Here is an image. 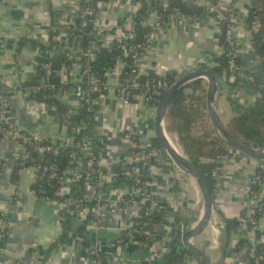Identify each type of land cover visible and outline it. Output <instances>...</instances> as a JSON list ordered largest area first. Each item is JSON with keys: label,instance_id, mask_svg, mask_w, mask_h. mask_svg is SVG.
<instances>
[{"label": "crops", "instance_id": "0c3cea01", "mask_svg": "<svg viewBox=\"0 0 264 264\" xmlns=\"http://www.w3.org/2000/svg\"><path fill=\"white\" fill-rule=\"evenodd\" d=\"M233 1L239 10L234 32L239 58L244 70L259 86L234 88L225 77H218L215 106L225 125L252 105L260 95L259 88L264 87V64L252 49V35L246 25L248 6L253 0H217V4L224 8ZM78 6L79 0H0V82L4 88L12 90L9 107L14 124L37 140L50 139L62 147L73 145L78 137L88 143L86 124L80 122L70 128L57 123L48 114L46 106L35 101L32 90L18 88L31 79L38 57L53 59L63 47L60 41L58 48L44 50L31 41L48 46L50 31L58 29L62 32V27L74 19ZM140 6L137 0H110L100 4V35L94 41V47H110L118 35L131 30ZM156 18V11L151 9L150 21L146 25ZM218 25V20L209 16L193 20L180 15L171 16L140 60L141 72H154L158 77L175 72L182 77L186 73L212 67L214 60L222 54ZM20 42H24V46L20 47ZM122 69L123 64H119L108 74L107 84L111 91L105 102L97 104L94 101L89 107L90 110L99 108L94 134L105 145L100 163L109 170L113 165L130 161V150L135 145L133 138L138 137L144 144L142 149L148 150L151 139L156 137L157 109L142 102L140 94H136L129 105H124L119 99L117 88L121 84ZM60 75L63 83L73 86L62 90L59 98L77 112L82 102L75 94L76 82L81 80L78 65L64 69ZM203 83L207 88L205 79ZM157 153V164L150 170L148 193L155 197L159 208L169 210L166 224L157 227L166 236L161 240L153 236L148 246L131 242L115 247L114 243L123 235L114 231H128L140 209L137 203L122 204L123 196L130 193L127 182L109 175L104 177L105 188L99 197L96 193L99 184L90 176L84 211L79 216L67 213L62 219L61 205L40 201L32 193L34 168L23 169L19 183H11L12 163L18 155L23 156L25 150L12 136L2 139L0 160L6 161L8 168L0 173V220L7 234L0 243V264L15 261L23 264H96V256H104L107 264H158L160 257L172 252L169 245L171 225L179 219L182 235L193 229L203 216L204 203L195 181L177 168L170 158L163 156V152ZM229 153V159L215 174L211 223L192 240L208 256L210 264H241L245 251L239 248V242L244 237V228L228 234L226 220L241 218L242 212L250 208V184L258 165L264 164V160ZM99 198L105 202L100 218L95 215ZM62 221L66 222L68 238L51 249L64 233ZM259 229L258 242L264 244V214ZM184 249L181 240L177 251ZM185 264L197 263L192 258Z\"/></svg>", "mask_w": 264, "mask_h": 264}, {"label": "trees", "instance_id": "16d2710c", "mask_svg": "<svg viewBox=\"0 0 264 264\" xmlns=\"http://www.w3.org/2000/svg\"><path fill=\"white\" fill-rule=\"evenodd\" d=\"M108 1L110 0H79L80 16L62 27L66 32V40L64 38L63 40H68L65 44L68 43L70 47L75 45L76 50L88 53L92 57H86L84 54L77 55L71 52L70 48L62 49L63 47L59 49V54L53 59L38 57L31 79L22 83L20 88H18V90H32L35 101L44 104L48 114L57 123L72 128L78 123L84 122L88 129V143L85 144L84 139L78 137L73 145L62 147L50 139L37 140L32 135L18 129L29 137L30 141L25 144L20 143L26 150L27 156L18 155L15 158L10 170V181L12 184L17 185L20 180V172L25 168H34L35 180L31 186L32 193L40 201L55 202L61 205L63 208L60 210V217L64 219L67 213L79 216L84 211L88 178L92 176L99 184L96 193L100 197L105 188L103 178L111 171L119 180L127 182L130 189L137 188L140 190L139 195L136 197H133L132 193L123 196L124 206L135 202L140 205V209L128 232L119 241L115 242L114 246H125L131 242L148 246L153 236L158 240L166 236V234L158 231L157 227L166 224L169 217V210L159 208L154 196L150 195L149 199L141 203L151 183L150 170L152 166L157 164L156 157H151L148 162L141 163L140 166L143 171L142 174L137 173V175H133L136 172V167L129 162H120L113 165L110 170L102 166L100 161L105 145L94 134V126L97 123L96 113L99 108L96 107L94 110H90L85 100L81 102L77 112H74L69 105L62 102L59 98L60 92L73 85L63 83L60 73L64 69L72 68L77 64L82 85L86 89H91L95 84L89 83L90 75L96 77L97 85L107 83L108 74L122 63L121 82L129 78L132 75L131 69L135 65V60L146 54L148 36L152 29L145 23L150 18V10L153 9L160 17V20L163 21V28L170 17L177 14L190 20L206 16L216 20L221 17L218 26L221 31L219 44L223 53L214 60L212 67L203 68V70H212L218 77H225L228 80L232 73L230 72L229 59L227 57L230 48L226 42V35L231 23V14L238 17L239 10L236 1H233L228 9H221L218 7L217 0H213L212 5L216 9L209 10L207 6L196 1L188 3L186 0H139L141 6L133 19L134 39L115 41L110 47L96 48L92 38L95 34L94 25H83L85 20L93 19L94 16L82 18L81 15L86 10L98 11V6ZM246 23L247 29L253 38L252 49L264 64V0H253L252 4L248 6ZM255 25L259 26L258 30L255 29ZM49 37L48 46H44L34 40L31 42L44 50L58 48L62 42L58 32L52 29ZM22 46H24V42H20V47ZM236 63L243 68L239 54L237 55ZM49 72L50 80L47 82L45 80H48ZM243 73L251 78L248 81L249 86H259L247 71ZM149 78L155 81L160 79L154 72H150ZM180 78L181 76L177 75V73L168 72L165 79L172 86ZM145 79H147L145 76L136 78L140 87L134 89V94H141L144 91L141 86ZM44 82H46L45 85L43 84ZM231 86L235 88L240 85L231 84ZM4 89L8 98H10L12 90ZM206 90L203 79L194 80L181 89L173 98L169 107L166 118V130L169 135L176 136L175 143L177 147L196 165L213 195L216 184L215 173L222 167L221 163L218 162L219 159L226 157L230 151H238L231 149L216 136L207 114ZM259 90L260 95L255 102L247 106L244 112L232 119L226 127L244 145L255 149H264V87H260ZM98 96L97 93H94L91 98L94 100ZM158 104L159 100L156 102L157 106ZM6 135V133H0V141ZM133 144H135L134 148L130 150L132 153L149 154L148 150L142 149L144 144L140 142L138 137L133 138ZM86 146L89 147L87 153L83 151ZM150 147L155 152H165L156 137L151 139ZM0 163V173L6 172L8 168L7 162L0 160ZM3 164L6 166H3ZM128 173L132 176L127 175ZM260 175L264 180V172ZM135 177L139 178L138 183L134 180ZM259 190L260 186L258 183L256 181L252 182L249 188L250 198L253 199ZM104 205V200L99 198L97 209ZM250 210L251 207L246 208L242 212L241 218L226 220L225 227L228 234L236 232L243 227V221L247 220ZM263 212V210H257L254 215L258 224H260ZM62 224L64 233L51 249L68 238L66 222L62 221ZM169 237V245L172 252L162 256L161 264H185L189 259H192L188 249L177 251L182 240V227L179 219L171 225ZM248 244L249 242L244 237L239 242V248L245 251L241 258V264H257V259L260 260V264H264V244H257L254 251L249 250ZM94 260L96 264H107L104 256H96ZM12 264L23 263L15 261Z\"/></svg>", "mask_w": 264, "mask_h": 264}, {"label": "built area", "instance_id": "2783aa9c", "mask_svg": "<svg viewBox=\"0 0 264 264\" xmlns=\"http://www.w3.org/2000/svg\"><path fill=\"white\" fill-rule=\"evenodd\" d=\"M114 1H119V0H114ZM137 1L139 2V0H137ZM187 1H190V2L196 1L199 4H203V5L207 6L209 8V10H215L216 9V7L212 5L213 0H187ZM230 5L231 4L225 6L224 8H221V9H228L230 7ZM98 9H99V6H98ZM92 15L94 16V18L89 19V20H85L83 22V25L84 26H86L87 24H93L94 25L95 34L92 36V38L95 41L96 38L99 37V35H100V31H99L100 23H99L98 11L93 12V11L86 10L81 15V17L85 18L87 16H92ZM79 16H80V8L78 6V10H77V13L75 14L74 19L79 17ZM230 18H231L230 19L231 23L229 24V27H228V31H227V35H226V42L229 44V48H230V51L227 54V57L229 59V68H230V72L232 74L230 75L228 81L232 84H238L240 86L248 85V81H250L251 78L246 76L243 73L245 71L244 67L242 68V67L238 66L236 63V58H237V55L239 54V49H238L239 45H238L237 39L235 38L234 32H235V24H236V21L238 20V17H236L234 14H231ZM217 20H218V22H220L221 17L218 18ZM148 21H150V19H148L146 21V23H148ZM163 24H164L163 21L160 20V17H158V15H157V18L154 21H151V23L147 25L149 28L152 29V32L148 36V46L146 47V52H147L148 48L155 42L156 37L158 35V32L163 29ZM255 29L258 30L259 26L255 25ZM54 31L58 32V34L62 38V43L64 44L63 49H69L70 48L71 52H73L77 55L84 54V56H86V57H89V58L92 57V55H90L88 53H83L80 50H76L77 48H75V45L70 47L68 43L65 44V42H68V40L67 41L63 40V38L65 39V36H66V32L64 29L62 30V32L58 29H55ZM220 33H221V31H220ZM134 37H135V33H134V28L132 27V29L129 30L128 32H124V33L122 32L120 35H118L116 41L120 42L122 40H133ZM252 41H253V38H251V44H252ZM222 53H223V50H222ZM144 56H145V54L143 56H141V58H138L135 60V65L131 69L132 75L129 78H126V79H124V81L121 82V84L117 88V95L124 105H129L131 102V99H133L136 96V94H134V92H133L134 89L140 87V84L136 81V78L138 76H145V77H147V79H145V82L141 86L142 88H144V91L140 94L141 101L144 102L145 104L152 106L155 109H157L158 106L156 105V102L158 100L160 101L162 96L165 94V92L171 86H170L169 82L165 79L166 77H160V79L155 81V80H152L149 78V74H144L141 72V70L139 68V62ZM137 57H138V55H137ZM120 64H122V63H120ZM47 79L48 80H45V81L49 82L50 72L48 73ZM45 83L46 82H44L43 84L45 85ZM76 83H77L76 87H75L76 97L80 101L86 100L88 107H91V104L94 101L97 104H103L107 98V94H109L111 91V88L108 86L107 83L97 85L96 84L97 79L94 75L89 76V83L95 84L91 89H86L82 85L81 80H78ZM94 93H97L99 96H98V98L93 100L91 98V95ZM9 101H10V98H8L6 91L2 87V84L0 82V133H6L7 134L6 137L7 136L14 137L19 143H23V144L28 143L30 141V138L25 136L18 129H16V126L13 123V116H12L11 111H10ZM20 145L22 146V144H20ZM22 148L24 149L23 146H22ZM147 148H148V146H147ZM143 149H146V148H143ZM83 151L87 153L89 151V147L86 146L83 149ZM148 151H149L148 155L144 154V153H132V156H131L129 163H131L132 165H134L136 167V172L133 175H135V174L137 175V173L142 174V168H141V166H138V165H140L139 163L141 161H144L146 163L149 161V159L151 157H157L158 153L153 151L150 147L148 148ZM230 152L232 153L234 151H230ZM235 153L240 154V156H242L244 158H248L245 154H243L241 152H235ZM23 156L24 157L27 156L26 150H25V154ZM229 156H230V153L226 157L220 158L218 162H220L221 165H223L225 163V161L227 159H229ZM0 165H1V163H0ZM3 166H6V165L3 164ZM219 170H220V168L216 171V173ZM262 172H264V164L260 163L257 167V172L254 175V179L252 181V182L256 181L258 183V185L260 186V190H259V192H257L255 194L254 198L251 199V205H250L251 210L247 215V220L243 221L244 238L249 242L248 248L251 251H254L256 245L259 244V242H258V231L260 229H259L258 222L254 218V215L256 214L257 210H263L264 211V180L262 179V177L260 175ZM108 175L111 177L117 178L116 175L111 171ZM127 175H130V174L128 173ZM130 176H132V175H130ZM134 180L137 183L139 182L138 177H135ZM139 192H140V190H138L137 188L130 189V193H132L133 197L138 196ZM149 196L150 195H149L148 191L145 192V197L143 198V202H141V203H144V201L149 199ZM122 204H123V200H122ZM101 210H102V207L99 209H96V213H95L96 217L100 218ZM247 227H248V229H247ZM6 234H7V231H6V228L4 226V223L2 220H0V243L2 242V240L4 239ZM161 259L162 258L160 257L158 260L159 263L162 261ZM257 264H260L259 259H257Z\"/></svg>", "mask_w": 264, "mask_h": 264}, {"label": "water", "instance_id": "95a60500", "mask_svg": "<svg viewBox=\"0 0 264 264\" xmlns=\"http://www.w3.org/2000/svg\"><path fill=\"white\" fill-rule=\"evenodd\" d=\"M197 79H205L207 81L205 97L206 109L209 121L215 130L216 136L231 149L241 152L253 159L264 160V149H255L244 145L227 129L215 106V97L218 91V76L212 70H196L186 73L165 92L159 101L155 119L156 138L160 141L161 146L173 164L195 181L202 194L204 203L203 216L193 229L183 233L182 243L184 247L190 251L192 258L197 264H210L208 256L197 248L192 243V240L199 237L210 225L213 216L214 197L205 178L196 165L170 140L166 130L167 113L173 98L186 85ZM127 232V230L114 231V233L120 235H125Z\"/></svg>", "mask_w": 264, "mask_h": 264}, {"label": "rangeland", "instance_id": "374dc122", "mask_svg": "<svg viewBox=\"0 0 264 264\" xmlns=\"http://www.w3.org/2000/svg\"><path fill=\"white\" fill-rule=\"evenodd\" d=\"M170 137L172 138L173 142L175 143V141H176V137H175L174 135H170ZM175 145H176V143H175ZM176 146H177V145H176ZM161 154H162V153H161ZM163 156H166L167 158H169V157L167 156L166 153H163Z\"/></svg>", "mask_w": 264, "mask_h": 264}, {"label": "bare ground", "instance_id": "6f19581e", "mask_svg": "<svg viewBox=\"0 0 264 264\" xmlns=\"http://www.w3.org/2000/svg\"><path fill=\"white\" fill-rule=\"evenodd\" d=\"M169 138H170V140L173 142V140H172V138L170 137V135H169ZM174 143V142H173ZM200 217V216H199Z\"/></svg>", "mask_w": 264, "mask_h": 264}]
</instances>
